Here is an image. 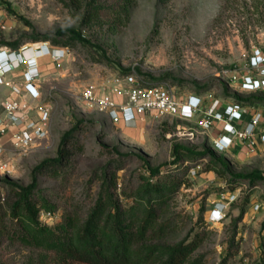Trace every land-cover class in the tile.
Instances as JSON below:
<instances>
[{"label": "rangeland", "instance_id": "rangeland-1", "mask_svg": "<svg viewBox=\"0 0 264 264\" xmlns=\"http://www.w3.org/2000/svg\"><path fill=\"white\" fill-rule=\"evenodd\" d=\"M71 2L0 0V19L6 23L0 27V47L6 46L3 40L20 39V46L47 41L32 37L54 34L61 28H78L89 41L67 48L61 64L46 58L40 82L42 101L51 110L48 137L26 151L5 144L3 156L9 169L0 170L2 180L29 184L34 167L57 156L62 136L73 130L76 154L70 164L58 173H39L40 192L57 205L61 220L68 211L86 215L95 201L102 167L108 163L121 166V185L147 173L144 160L153 166L167 162L165 169L176 168L172 163L175 144L195 151L213 149V138L221 131L217 123L210 129L200 127V116L187 120L150 114L138 122L115 123L81 98L90 83L115 81L134 70L148 82H166L179 96L203 95L206 109H222L226 102L239 98L248 110L245 121L257 110L264 127V91L249 92L240 85L249 72L253 46L264 48V0H136L129 20L117 28L112 27L109 15L82 25V9ZM215 152L234 173L264 171L263 142L258 141L250 153L243 144ZM209 165V157L203 155L196 163L186 161L180 166L188 168L187 182L171 208L180 237L203 233L196 254L204 255L205 264H222L230 252L225 264H263L264 183L235 179ZM9 189L10 185L0 182V205L6 204L2 198ZM220 201L227 204L223 218L212 222V209ZM243 210L244 217L235 225ZM44 255L18 242L0 243V264H58L47 263Z\"/></svg>", "mask_w": 264, "mask_h": 264}, {"label": "trees", "instance_id": "trees-1", "mask_svg": "<svg viewBox=\"0 0 264 264\" xmlns=\"http://www.w3.org/2000/svg\"><path fill=\"white\" fill-rule=\"evenodd\" d=\"M70 1L76 8L82 9V25L96 23L109 15L112 27L117 28L129 20L136 0ZM32 39L47 40L53 46L65 48L73 47L77 42H89L78 28H61L54 34H40ZM3 43L20 48V39L3 40ZM236 101L242 103L239 98ZM76 142L74 131L66 132L60 140L57 156L37 164L29 184L0 179V182L10 185L7 197L2 198L6 204L0 205V243L10 240L35 248L45 253L43 259L47 263L205 264L204 255L196 254L204 240L203 233L196 232L194 236L188 233L180 237L178 221L172 215L174 197L187 182L188 168L180 166L186 161L196 163L204 155L210 159L209 169L218 172L223 170L232 178L247 180L252 184L264 183V171L234 173L214 148L195 151L175 144L172 163L176 168L165 169L167 162L153 166L144 160L147 173L139 174L128 183L120 185L119 164L113 166L108 163L103 166L98 177L100 182L95 201L86 215L82 217L68 211L61 220L56 213L57 205L40 192L39 173L45 170L58 173L68 166L76 154ZM42 211L56 215V222L50 224L42 221ZM244 214L245 210L235 218V225ZM235 235L231 240V248ZM231 253L227 254L222 264L228 261Z\"/></svg>", "mask_w": 264, "mask_h": 264}, {"label": "built area", "instance_id": "built-area-1", "mask_svg": "<svg viewBox=\"0 0 264 264\" xmlns=\"http://www.w3.org/2000/svg\"><path fill=\"white\" fill-rule=\"evenodd\" d=\"M0 27L6 23L0 19ZM67 48L53 46L50 41H38L35 44L12 48L0 47V84L5 83V74L23 69L24 88L32 99H40L41 59L50 57L61 64ZM249 72L242 76L240 85L245 91H264V48L254 45L248 61ZM81 98L87 105L105 112L115 123H134L144 120L148 115H172L181 119H195L200 116L198 125L204 129L221 124V131L213 138L215 150L225 152L238 144H243L247 153L255 150L257 142L264 143L262 113L254 111L245 121L247 108L232 99L222 109L205 108V97L193 93L177 95L171 86L164 83H152L140 78L132 70L121 79H107L101 83H90L81 91ZM0 136L12 131L11 144L18 150H28L37 146L48 137L51 117L50 107L46 103L33 105L24 98L1 99ZM5 147H0V170L9 169L3 157ZM196 174V169H191ZM227 204L218 202L211 212V221L223 218V209ZM259 207V205H256ZM41 220H53L56 215L42 211Z\"/></svg>", "mask_w": 264, "mask_h": 264}, {"label": "crops", "instance_id": "crops-1", "mask_svg": "<svg viewBox=\"0 0 264 264\" xmlns=\"http://www.w3.org/2000/svg\"><path fill=\"white\" fill-rule=\"evenodd\" d=\"M46 58L49 57H44L41 60V70H42V64L46 63ZM40 90H41L40 99H32L24 88L23 69L20 68L5 74V83L0 84V98L1 99L24 98L30 101L33 105H37L39 103H43L42 86H40ZM0 115L3 116L2 108H0ZM218 125L221 126V124ZM11 136H12V131H9L6 134L1 135L0 147H5L4 146L5 144L11 143Z\"/></svg>", "mask_w": 264, "mask_h": 264}]
</instances>
